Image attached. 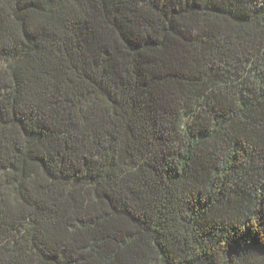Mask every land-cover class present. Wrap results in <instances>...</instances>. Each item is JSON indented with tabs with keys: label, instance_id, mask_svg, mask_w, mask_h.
Here are the masks:
<instances>
[{
	"label": "trees",
	"instance_id": "1",
	"mask_svg": "<svg viewBox=\"0 0 264 264\" xmlns=\"http://www.w3.org/2000/svg\"><path fill=\"white\" fill-rule=\"evenodd\" d=\"M0 264H264V0H0Z\"/></svg>",
	"mask_w": 264,
	"mask_h": 264
}]
</instances>
